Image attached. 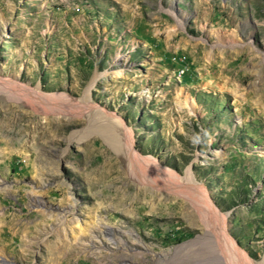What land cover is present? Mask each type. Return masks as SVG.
<instances>
[{
  "label": "rangeland",
  "instance_id": "obj_1",
  "mask_svg": "<svg viewBox=\"0 0 264 264\" xmlns=\"http://www.w3.org/2000/svg\"><path fill=\"white\" fill-rule=\"evenodd\" d=\"M0 77L90 104L0 93V264L264 263V0H0Z\"/></svg>",
  "mask_w": 264,
  "mask_h": 264
},
{
  "label": "bare ground",
  "instance_id": "obj_2",
  "mask_svg": "<svg viewBox=\"0 0 264 264\" xmlns=\"http://www.w3.org/2000/svg\"><path fill=\"white\" fill-rule=\"evenodd\" d=\"M113 75L115 78H119L118 71H113ZM0 93H5L6 97H8L12 103L26 102L27 100L31 101L38 109V112L45 116L49 115V118L53 117L54 119H60L63 116L71 119L77 110H89L90 107L87 97L83 100L77 101L72 97L61 93H44L39 88L31 89L29 85L27 86L26 84L21 83L18 79L11 77H0ZM31 96H33V98ZM99 116L101 117V114ZM90 125L91 127L89 126V131L100 135L113 147L119 149L120 145L123 146L124 142L121 140V137H119V131L113 123L104 122V120L99 119L98 121H93ZM119 127L124 131L128 158L134 161L139 158L140 160L146 159L148 161L147 157L140 155L132 147L130 129H125L122 122L118 125V128ZM152 175L153 173L151 176ZM211 209L212 212L220 217V219H218L219 227L218 235H216L217 239L215 240L216 244L203 242L205 244L203 245L205 247L204 256L197 264H264L256 262L244 249L239 247L236 241L227 232L225 216H219V213L214 207ZM191 217L195 219L194 214Z\"/></svg>",
  "mask_w": 264,
  "mask_h": 264
}]
</instances>
